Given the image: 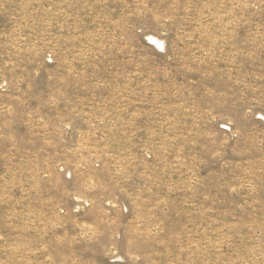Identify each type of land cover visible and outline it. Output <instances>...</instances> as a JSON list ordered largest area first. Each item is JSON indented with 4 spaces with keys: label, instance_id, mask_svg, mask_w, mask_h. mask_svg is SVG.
<instances>
[{
    "label": "rangeland",
    "instance_id": "1",
    "mask_svg": "<svg viewBox=\"0 0 264 264\" xmlns=\"http://www.w3.org/2000/svg\"><path fill=\"white\" fill-rule=\"evenodd\" d=\"M0 264H264V0H0Z\"/></svg>",
    "mask_w": 264,
    "mask_h": 264
}]
</instances>
